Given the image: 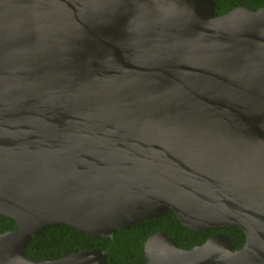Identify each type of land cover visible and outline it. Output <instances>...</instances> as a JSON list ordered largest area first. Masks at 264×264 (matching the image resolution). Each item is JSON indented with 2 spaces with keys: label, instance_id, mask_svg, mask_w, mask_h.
Returning a JSON list of instances; mask_svg holds the SVG:
<instances>
[{
  "label": "water",
  "instance_id": "95a60500",
  "mask_svg": "<svg viewBox=\"0 0 264 264\" xmlns=\"http://www.w3.org/2000/svg\"><path fill=\"white\" fill-rule=\"evenodd\" d=\"M174 210L146 264H264V6L216 0H0V264H106L88 248L44 261L54 223L94 238Z\"/></svg>",
  "mask_w": 264,
  "mask_h": 264
},
{
  "label": "trees",
  "instance_id": "16d2710c",
  "mask_svg": "<svg viewBox=\"0 0 264 264\" xmlns=\"http://www.w3.org/2000/svg\"><path fill=\"white\" fill-rule=\"evenodd\" d=\"M241 4L259 8L264 0H216V14L220 15ZM13 218L0 214V232L16 228ZM164 231L187 249L202 244L216 232L227 234L240 248L245 234L240 228L210 229L196 232L182 225L174 210L160 218L137 222L130 228H119L106 237L94 238L69 224L54 223L45 226L33 235L26 249L29 258L36 261L58 259L88 248H98L108 255L106 264H146L144 243L155 232Z\"/></svg>",
  "mask_w": 264,
  "mask_h": 264
},
{
  "label": "flooded vegetation",
  "instance_id": "af4514ba",
  "mask_svg": "<svg viewBox=\"0 0 264 264\" xmlns=\"http://www.w3.org/2000/svg\"><path fill=\"white\" fill-rule=\"evenodd\" d=\"M217 233V232H216ZM215 234V233H214ZM209 238V237H208ZM198 244V243H197Z\"/></svg>",
  "mask_w": 264,
  "mask_h": 264
},
{
  "label": "clouds",
  "instance_id": "9594fccd",
  "mask_svg": "<svg viewBox=\"0 0 264 264\" xmlns=\"http://www.w3.org/2000/svg\"><path fill=\"white\" fill-rule=\"evenodd\" d=\"M134 225V224H133ZM108 261V260H107Z\"/></svg>",
  "mask_w": 264,
  "mask_h": 264
}]
</instances>
